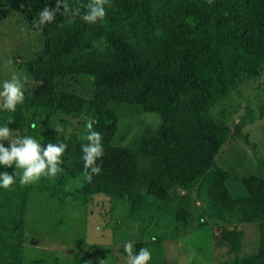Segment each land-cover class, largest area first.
<instances>
[{
  "label": "trees",
  "instance_id": "1",
  "mask_svg": "<svg viewBox=\"0 0 264 264\" xmlns=\"http://www.w3.org/2000/svg\"><path fill=\"white\" fill-rule=\"evenodd\" d=\"M0 7L42 29L47 46L46 61L25 72L40 84L25 109L90 124L86 139L71 145L26 144L44 190L70 186L66 195L79 201L102 195L135 207L143 192L165 201L171 192L196 189L215 225L257 224L258 250L241 264H264V178H244L243 196H230L229 174L215 162L230 131L210 113L264 64V0H0ZM78 16L100 22L86 25ZM84 51L92 58V99L53 91L59 76L52 61ZM113 104L142 106L161 125L136 148L115 147ZM229 259L218 264H238ZM152 264L165 263L156 254Z\"/></svg>",
  "mask_w": 264,
  "mask_h": 264
},
{
  "label": "rangeland",
  "instance_id": "2",
  "mask_svg": "<svg viewBox=\"0 0 264 264\" xmlns=\"http://www.w3.org/2000/svg\"><path fill=\"white\" fill-rule=\"evenodd\" d=\"M76 18L86 25L100 22ZM37 27L0 7V79L9 80L0 83V221L6 229L0 228V264H152L156 254L165 264L252 260L259 245L257 224L215 225L203 215L196 189L171 192L165 201L143 192L135 207L102 195L79 201L66 195V190L73 191L70 186L44 190L26 144L34 149L71 145L86 139L90 124L84 117L61 112L46 117L25 109V99L40 87L25 73L27 67L47 59L43 30ZM91 63L90 51L52 61L59 76L52 90L92 99ZM111 107L116 115L115 147L136 148L143 135L161 125V118L142 106ZM210 113L230 131L215 162L229 174L230 196L239 199L244 178H264V64ZM178 216L184 220L178 222Z\"/></svg>",
  "mask_w": 264,
  "mask_h": 264
},
{
  "label": "crops",
  "instance_id": "3",
  "mask_svg": "<svg viewBox=\"0 0 264 264\" xmlns=\"http://www.w3.org/2000/svg\"><path fill=\"white\" fill-rule=\"evenodd\" d=\"M4 78H5V77H4ZM4 78L0 79V83H2V84H7V83H8L7 81H9V80L5 78V81H4V80H3Z\"/></svg>",
  "mask_w": 264,
  "mask_h": 264
}]
</instances>
